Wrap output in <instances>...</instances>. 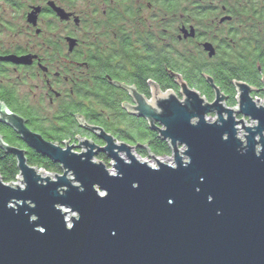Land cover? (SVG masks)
Wrapping results in <instances>:
<instances>
[{
    "label": "water",
    "instance_id": "95a60500",
    "mask_svg": "<svg viewBox=\"0 0 264 264\" xmlns=\"http://www.w3.org/2000/svg\"><path fill=\"white\" fill-rule=\"evenodd\" d=\"M204 77L210 101L180 75L181 98L156 84L150 99L129 88L133 114L168 142L172 163L152 154L155 165L140 160L133 146L83 118L80 126L101 143L79 139L76 152L30 130L0 102V122L61 169L28 164L25 150L0 136L22 183L0 179V264H264V99L235 81L229 107ZM98 153L111 159L113 173L93 160Z\"/></svg>",
    "mask_w": 264,
    "mask_h": 264
},
{
    "label": "flooded vegetation",
    "instance_id": "af4514ba",
    "mask_svg": "<svg viewBox=\"0 0 264 264\" xmlns=\"http://www.w3.org/2000/svg\"><path fill=\"white\" fill-rule=\"evenodd\" d=\"M169 49L181 60L264 70V0H0V95L16 98L25 125L48 141L74 129L63 143H101L78 121L100 125L81 114L90 103H117L136 117L129 88L150 99L153 72L170 73ZM171 75L176 84L179 74ZM98 114H110L109 107Z\"/></svg>",
    "mask_w": 264,
    "mask_h": 264
},
{
    "label": "trees",
    "instance_id": "16d2710c",
    "mask_svg": "<svg viewBox=\"0 0 264 264\" xmlns=\"http://www.w3.org/2000/svg\"><path fill=\"white\" fill-rule=\"evenodd\" d=\"M256 45L257 44L251 43L250 48L253 49L252 46L254 47ZM171 50L172 49H169V54L165 61L166 68L170 71L169 75L165 77L166 72L164 70L162 71V74L160 71L153 72L156 84L162 91H177L178 86L174 83V76L171 75L172 73H177L188 84V86L198 90L207 100H212L213 91L203 76V74H206L212 78L213 82L219 87L224 95L227 96L225 104L231 106L236 102V90L233 82L243 81L253 87L263 86L260 77L261 74L264 75V70L258 72L252 66L240 63L237 64L236 62L233 63L223 59L207 62L191 55L185 56L181 60L178 58L177 51ZM256 93L259 92H252L251 95H256ZM0 101L4 103L10 111L20 115L24 120L26 119L24 117L26 113H24L21 105L17 103L16 98L11 96L10 98L5 99L3 95H0ZM105 105L109 107L110 114H98V112H101V109H104ZM73 107L81 109V104H74ZM73 111L77 110L74 109ZM81 114L82 116L84 115L86 119L91 118L100 123L99 126H101L106 132L112 134L116 140L124 141L133 146L135 153L139 156H146L148 154L154 156L171 155V149L168 142L160 138L158 133L150 128L144 118L137 116L130 118V115L124 112L117 103H103L100 101L90 103L86 110H82ZM30 123L31 122L28 124ZM31 128L40 131L34 124H31ZM76 132L78 131L72 129L71 132L49 141L61 145L63 144V139L72 138ZM0 136L4 143L23 148L25 150L28 164L38 169L53 173L61 172L60 166L57 163L53 162L50 158L37 153L32 148H29L20 140L19 136L11 127L2 122H0ZM97 157L100 159L105 158L102 153H98ZM17 176L18 169L15 156L0 147V179L3 182H11L15 181Z\"/></svg>",
    "mask_w": 264,
    "mask_h": 264
},
{
    "label": "rangeland",
    "instance_id": "374dc122",
    "mask_svg": "<svg viewBox=\"0 0 264 264\" xmlns=\"http://www.w3.org/2000/svg\"><path fill=\"white\" fill-rule=\"evenodd\" d=\"M174 91V90H173ZM176 94H177V96L179 97V98H181V96L178 94V89H177V91H174ZM252 96V95H251ZM252 98L253 99H255V98H259V99H264V92L263 93H256V95H253L252 96ZM210 101V100H209ZM225 102V101H224ZM236 105V102L234 103V104H232L231 106H229V107H233V106H235ZM242 116L241 115H236V118L238 119V118H241ZM206 118L207 119H214L215 118V115L213 114V113H210V114H208L207 116H206ZM244 119H245V121L248 123V124H250V120L249 119H247L246 117H243ZM240 126V124H238L237 125V127H239ZM239 133V135H240V137H241V132H238ZM64 144H61V146H63ZM71 145V144H70ZM179 148L181 149V146H179ZM72 150H74V151H76V152H81L82 151V146H81V148H78V149H76V148H72ZM133 153H134V155L137 157V158H139L140 160H142V161H147L149 164H151V165H155V161H154V159H153V157L150 155V154H148V155H146V156H139L138 154H136L135 153V150L133 149ZM104 155V154H103ZM121 156H123L124 157V155L121 153L120 154ZM105 156V155H104ZM155 158H157V159H159V160H163V161H165V162H170L171 161V155H165V156H154ZM93 160H100V161H102L104 164H105V166H106V168L108 169V171L110 172V173H113L114 171H113V168L111 167V159H109V158H102V159H100V158H98L97 157V154L93 157ZM50 172V171H49ZM57 173H61V172H57ZM52 176V175H51ZM11 182H13V183H15L16 185H19V186H22V183L18 180V178L16 177V180L15 181H11ZM8 183V182H7ZM72 215H75V213H71Z\"/></svg>",
    "mask_w": 264,
    "mask_h": 264
},
{
    "label": "bare ground",
    "instance_id": "6f19581e",
    "mask_svg": "<svg viewBox=\"0 0 264 264\" xmlns=\"http://www.w3.org/2000/svg\"><path fill=\"white\" fill-rule=\"evenodd\" d=\"M67 217L69 218V213H67L66 218H67Z\"/></svg>",
    "mask_w": 264,
    "mask_h": 264
},
{
    "label": "built area",
    "instance_id": "2783aa9c",
    "mask_svg": "<svg viewBox=\"0 0 264 264\" xmlns=\"http://www.w3.org/2000/svg\"><path fill=\"white\" fill-rule=\"evenodd\" d=\"M171 163H172V161H171Z\"/></svg>",
    "mask_w": 264,
    "mask_h": 264
}]
</instances>
